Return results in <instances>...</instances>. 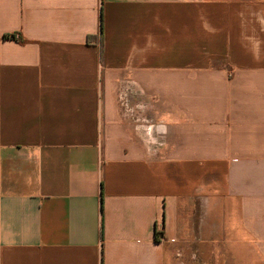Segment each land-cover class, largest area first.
I'll use <instances>...</instances> for the list:
<instances>
[{"label": "crops", "instance_id": "obj_1", "mask_svg": "<svg viewBox=\"0 0 264 264\" xmlns=\"http://www.w3.org/2000/svg\"><path fill=\"white\" fill-rule=\"evenodd\" d=\"M100 260L264 264V0H0V264Z\"/></svg>", "mask_w": 264, "mask_h": 264}, {"label": "trees", "instance_id": "obj_2", "mask_svg": "<svg viewBox=\"0 0 264 264\" xmlns=\"http://www.w3.org/2000/svg\"><path fill=\"white\" fill-rule=\"evenodd\" d=\"M101 22H102V18H101V16H100V34H101V32H102V25H101ZM100 264H102V261L100 260Z\"/></svg>", "mask_w": 264, "mask_h": 264}]
</instances>
